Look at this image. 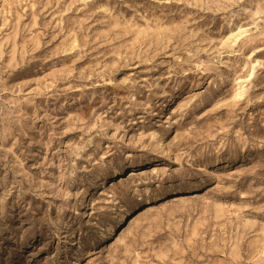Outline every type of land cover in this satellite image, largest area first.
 I'll use <instances>...</instances> for the list:
<instances>
[{"label": "rangeland", "instance_id": "1", "mask_svg": "<svg viewBox=\"0 0 264 264\" xmlns=\"http://www.w3.org/2000/svg\"><path fill=\"white\" fill-rule=\"evenodd\" d=\"M0 264H264V0H0Z\"/></svg>", "mask_w": 264, "mask_h": 264}, {"label": "bare ground", "instance_id": "2", "mask_svg": "<svg viewBox=\"0 0 264 264\" xmlns=\"http://www.w3.org/2000/svg\"><path fill=\"white\" fill-rule=\"evenodd\" d=\"M166 125L169 126V123H166ZM167 128H169V127H167ZM167 128H166V129H167ZM167 149H168V148H167ZM113 172H115V173H119L118 168H116L115 171H113ZM208 172H209V174L211 173V171H208ZM167 190H168V189H167ZM165 193H166L165 190H161L159 196H161L162 194H165ZM84 199H85V198H84ZM156 199H158V196H157L156 198H154V200H156ZM84 201H85V200H84ZM84 201H82L81 204H84ZM152 201H153V200H152ZM148 202H151V201H149V200L146 199V201H145L144 203H148ZM132 207H134V204H133ZM125 210H126V209H125ZM85 213H86V212H85ZM88 216H89V215H88ZM123 216H124V215H123L122 213H120L118 217H123ZM112 227H113L112 225L109 226L107 230H108V231H111V230H112Z\"/></svg>", "mask_w": 264, "mask_h": 264}]
</instances>
